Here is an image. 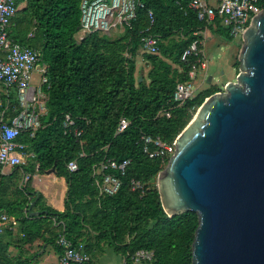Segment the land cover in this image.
<instances>
[{"label":"trees","instance_id":"16d2710c","mask_svg":"<svg viewBox=\"0 0 264 264\" xmlns=\"http://www.w3.org/2000/svg\"><path fill=\"white\" fill-rule=\"evenodd\" d=\"M140 1L144 7L138 8L130 28L94 32L77 40L80 0H16L24 6L12 18L8 38L39 52L48 84L41 127L33 137L22 133L16 139L32 156L8 175L0 174V211L16 220L23 245L40 242L60 253L55 224L61 222L63 234L72 242L82 241L90 255L106 246L122 258V264H133L131 255L144 249L153 256L141 264H191L197 215L185 211L168 216L164 212L155 178L167 159L148 158L141 150L139 135L143 132L174 141L194 113L189 111L191 106L198 108L219 88L209 85L181 106L170 102L175 84L186 79L194 60L190 57L182 62L180 55L193 39L191 30L200 24L187 6L189 0ZM147 9L153 13L152 30L160 41L158 53L142 54L150 65L146 82L135 76V58L139 31L148 24ZM216 32L225 33L221 28ZM163 105L171 106V116L156 118ZM66 113L82 130L80 136H74L73 128L65 131L61 127ZM121 116L129 124L116 133ZM104 158L130 159L122 186L110 196H98L91 178L92 166ZM72 159L76 160L75 171L66 168ZM50 169L66 181L61 212L44 205L41 194L28 184L19 186L20 173ZM131 177L147 185L143 196L129 189ZM31 203L42 213L30 216L27 208ZM9 245L0 234V264H34L35 253L10 256Z\"/></svg>","mask_w":264,"mask_h":264},{"label":"water","instance_id":"95a60500","mask_svg":"<svg viewBox=\"0 0 264 264\" xmlns=\"http://www.w3.org/2000/svg\"><path fill=\"white\" fill-rule=\"evenodd\" d=\"M241 37L235 80L204 99L155 178L168 216L197 215L191 264H264V10Z\"/></svg>","mask_w":264,"mask_h":264},{"label":"built area","instance_id":"2783aa9c","mask_svg":"<svg viewBox=\"0 0 264 264\" xmlns=\"http://www.w3.org/2000/svg\"><path fill=\"white\" fill-rule=\"evenodd\" d=\"M187 6L194 12L200 24L191 30L193 39L182 51L180 61L185 62L192 57L194 60L186 72V79L177 82L171 94L170 102L181 106L196 93L194 80L197 70L206 69L207 63L203 54V46L208 37L218 29H223L230 39L239 37L246 29L250 19L259 10H264V0H189ZM140 0H80L79 28L76 39L94 32L110 33L130 28L137 17L138 8H143ZM18 6L16 0H0V166L20 167L28 157L32 156L25 150V144L17 141L22 133L30 137L41 127V117L46 113V96L44 88L48 87L45 76L46 66L40 63L39 52L28 46L12 42L8 38V27ZM148 24L139 31V48L150 54L158 53L159 34L153 32L154 16L150 9L146 10ZM32 32L28 33V37ZM128 57L129 54L125 53ZM33 73H38L40 84L32 85ZM14 102L13 105H10ZM196 106H191L190 112H195ZM172 108L163 105L155 117L169 118ZM129 124L128 119L121 116L118 119L116 133L123 131ZM61 127L71 130L75 137L82 130L75 126L70 114L63 116ZM82 144V141H79ZM142 152L148 158H160L164 162L174 153L175 141L165 142L157 136L139 135ZM82 155V153H80ZM167 162V161H166ZM130 165L129 158L120 160L104 158L92 166L91 178L97 189L98 196H110L122 186V178ZM37 167V166H36ZM69 171L77 169L76 160L66 163ZM29 172H23L19 186L27 184L31 179ZM128 187L143 196L147 185L135 177L127 180ZM16 220L0 211V234L16 225ZM58 232L55 244L60 248L57 264H89L91 257L82 241L72 242L63 234L61 222L55 224ZM153 253L140 249L131 255L133 264H141L152 259ZM44 264V263H36Z\"/></svg>","mask_w":264,"mask_h":264},{"label":"rangeland","instance_id":"374dc122","mask_svg":"<svg viewBox=\"0 0 264 264\" xmlns=\"http://www.w3.org/2000/svg\"><path fill=\"white\" fill-rule=\"evenodd\" d=\"M23 8V3L18 5V10ZM242 45L239 37L234 39L228 38L225 33L214 32L208 37L203 46V54L207 63L206 69L198 68L194 84L195 92L206 89L209 85L215 84L219 91H224L227 82L234 81L238 69L237 55ZM143 51L139 48L135 58V76L142 77L147 82L146 74L150 65L142 57ZM32 85L40 84L38 73H33ZM197 111V110H196ZM196 111L191 116L192 120ZM188 122V123H189ZM156 182V179H155ZM96 258V253L95 257ZM122 258L114 253L113 250L103 246L97 251V258L94 263L98 264H122Z\"/></svg>","mask_w":264,"mask_h":264},{"label":"crops","instance_id":"0c3cea01","mask_svg":"<svg viewBox=\"0 0 264 264\" xmlns=\"http://www.w3.org/2000/svg\"><path fill=\"white\" fill-rule=\"evenodd\" d=\"M23 6H24V3H23ZM14 168L15 167H10V166H0V174L8 175ZM30 174L32 176L29 182H27V184L34 191L41 194L42 203H44V205L51 207L59 212L63 211L64 199H65V194H66V181L63 178L56 177L53 174V172L50 170H47L42 173L33 172ZM21 176L22 174L20 173V179H21ZM30 211L39 212L38 210L34 209L33 206ZM29 215H30V212H29ZM8 233L11 235H8ZM1 236L3 237L4 240L9 241L10 245L8 248V252L10 256H17L20 252L27 254V255L35 253V257L33 260L34 264L39 263V262L44 263V264H57L58 252L51 245H46V244L40 245V242H36L32 245L21 244L19 240L21 233L19 230L18 223H16L15 226L6 230V232L2 233ZM97 251L98 249L95 251L96 258H97ZM90 257L92 259V264H98V263H94V261L96 260V258H94L95 254L90 255Z\"/></svg>","mask_w":264,"mask_h":264}]
</instances>
